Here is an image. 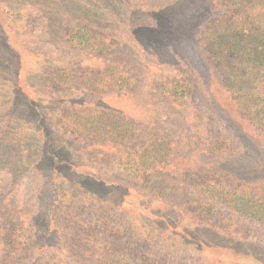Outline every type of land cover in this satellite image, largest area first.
Wrapping results in <instances>:
<instances>
[{
  "label": "rangeland",
  "instance_id": "1",
  "mask_svg": "<svg viewBox=\"0 0 264 264\" xmlns=\"http://www.w3.org/2000/svg\"><path fill=\"white\" fill-rule=\"evenodd\" d=\"M221 5L0 0V250L34 246L10 264H98L116 241L141 264H264V136L204 42Z\"/></svg>",
  "mask_w": 264,
  "mask_h": 264
},
{
  "label": "trees",
  "instance_id": "2",
  "mask_svg": "<svg viewBox=\"0 0 264 264\" xmlns=\"http://www.w3.org/2000/svg\"><path fill=\"white\" fill-rule=\"evenodd\" d=\"M222 5L217 15L208 18L205 23V44L209 56L217 60L223 75L225 86L236 102L242 115L248 116L252 121L259 136H264V0H221ZM78 45L87 49H98L105 45L104 40L90 32H83L79 36ZM62 73L59 77L65 86L76 85L82 82L92 85H119L121 80L117 78L102 79L98 75H76ZM102 80H101V79ZM172 87V86H171ZM169 93L177 96L174 87L168 90ZM87 131L88 134L90 130ZM225 149H230L226 144ZM224 149V151H226ZM221 151L222 155H225ZM224 153V154H223ZM132 154V155H131ZM220 154V155H221ZM131 157L138 162L137 170L146 173L148 170L147 160L150 159L151 152L147 150L141 153H130ZM167 151L161 147H156L152 153L154 157H159L160 161H165ZM150 168V167H149ZM253 203L257 208L256 219L264 221V197L253 195ZM122 241L112 243L111 247L104 245L91 246L88 251L95 257L98 264H141L144 258L129 260L128 256L115 254L121 248ZM10 251L2 253L0 250V264H10L22 257V251H28L34 246H9ZM131 250V249H129ZM21 251V253L19 252ZM38 251V249H37ZM113 251V253H112ZM132 252L134 249L131 250ZM40 257L32 260L35 264ZM141 259V260H140ZM129 260V261H128ZM147 262V261H146Z\"/></svg>",
  "mask_w": 264,
  "mask_h": 264
}]
</instances>
